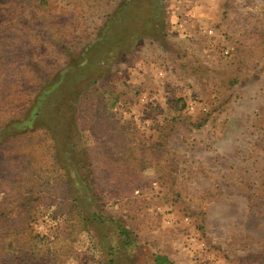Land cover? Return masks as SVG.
<instances>
[{
    "label": "rangeland",
    "instance_id": "374dc122",
    "mask_svg": "<svg viewBox=\"0 0 264 264\" xmlns=\"http://www.w3.org/2000/svg\"><path fill=\"white\" fill-rule=\"evenodd\" d=\"M123 2L0 0V264H264V0H164L166 38L70 100L62 145L3 133Z\"/></svg>",
    "mask_w": 264,
    "mask_h": 264
},
{
    "label": "trees",
    "instance_id": "16d2710c",
    "mask_svg": "<svg viewBox=\"0 0 264 264\" xmlns=\"http://www.w3.org/2000/svg\"><path fill=\"white\" fill-rule=\"evenodd\" d=\"M166 14L164 0H124L101 29L98 37L86 45L79 57L60 70L54 79L41 89L26 117L10 123L3 133L33 130L36 126H43L52 133L57 144H61L60 134L65 133L67 125L72 128V121L75 119V114L69 112V104H72L70 100L74 102L91 85L98 82L108 73L111 64L120 54L134 50L142 38L164 40L168 34ZM61 151L62 153L59 150L58 159L62 164L68 169H71V165L79 168L76 178H72L74 182L78 179L81 183L86 182V169L80 167L79 159L69 153L64 155L62 147ZM87 189L81 190L74 185L76 198L81 204L96 203L94 194ZM92 215L95 217L99 214L95 210ZM115 223L120 224L119 236L126 237L124 244L130 243L132 237L128 230L121 226L122 221L116 220ZM168 260L166 256H156V262L159 264H171Z\"/></svg>",
    "mask_w": 264,
    "mask_h": 264
},
{
    "label": "built area",
    "instance_id": "2783aa9c",
    "mask_svg": "<svg viewBox=\"0 0 264 264\" xmlns=\"http://www.w3.org/2000/svg\"><path fill=\"white\" fill-rule=\"evenodd\" d=\"M136 193H139L138 191Z\"/></svg>",
    "mask_w": 264,
    "mask_h": 264
}]
</instances>
